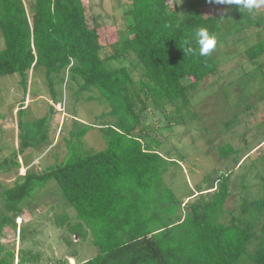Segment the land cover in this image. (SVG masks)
Masks as SVG:
<instances>
[{"label": "trees", "instance_id": "obj_1", "mask_svg": "<svg viewBox=\"0 0 264 264\" xmlns=\"http://www.w3.org/2000/svg\"><path fill=\"white\" fill-rule=\"evenodd\" d=\"M175 1L130 0L128 32L120 38L104 34L98 24L88 25L85 0H0V77L18 74L26 95L29 71L41 66L53 95V76L62 75L76 87L75 94L87 93V101L108 108L99 116L108 119L98 128L106 144L103 150L84 148L92 126L75 120L59 165L26 172L2 189L6 212L0 210V232L5 226L14 229L23 202L54 181L61 199L75 212L76 223L65 218L61 224L81 237L86 227L98 249L79 264H264V190L257 199L240 198L237 215L228 221L226 175L206 201L183 205L164 181L174 162L158 152L159 142L143 122L150 107L188 112L199 85L218 74L212 56L199 55L194 36L198 28L222 33V41L259 26V19L231 5L226 30L216 0H182V14L175 7L170 10ZM188 47L192 53L186 52ZM244 53L254 62L264 54V38ZM129 57L140 65L142 77L135 79L131 69L116 65ZM17 114L14 158L47 141L50 121V112L32 122L22 121L20 109ZM180 118L175 124L185 119ZM219 152L226 158L233 149L228 145ZM5 254L8 259L0 264H12L13 254Z\"/></svg>", "mask_w": 264, "mask_h": 264}, {"label": "rangeland", "instance_id": "obj_2", "mask_svg": "<svg viewBox=\"0 0 264 264\" xmlns=\"http://www.w3.org/2000/svg\"><path fill=\"white\" fill-rule=\"evenodd\" d=\"M85 4L90 27L98 24L104 34L126 37L130 0H85ZM173 7L180 14L186 11L182 0L170 4V10ZM230 10L231 5L219 4L218 13L225 29V17L228 18ZM247 12L259 19V26L227 35L222 41L218 37L222 33L217 35V45L211 56L218 65V74L199 85L190 99L189 111L179 115L169 111V107L164 112L150 107L143 118L151 137L159 142L158 152L174 162L169 163L164 181L180 203L206 201L207 195L212 196L216 191L218 180L227 176L230 191L225 203L227 221L237 215L240 198L254 200L264 190V54L249 62L244 53L246 48L264 38V5ZM95 15L97 19H93ZM3 47L0 34V50ZM116 65L131 69L135 79L142 77L141 67L132 57ZM53 82L54 95L48 87L45 69L38 66L28 73L25 95L18 74L0 77L2 213L6 212L1 194L3 188L11 187L26 172H42L65 159L66 141L75 120L92 126L83 139L87 151H101L106 147L98 129L108 121L99 118L108 111L106 104L87 101V93L75 94L76 87L69 85L62 75H54ZM183 84H188V80H183ZM19 109L23 112L22 121H35L48 112L50 121L47 141L14 158L19 145ZM180 116L185 119L175 124ZM228 145L233 149L232 154L220 158V147ZM4 160L7 163L4 164ZM58 191L56 183L51 181L23 202L15 228L5 226L0 232L3 246L0 260L8 259L7 251L13 254L9 260L12 264H79L98 252L88 241L71 234L66 224H61L65 218L68 224H73L75 212Z\"/></svg>", "mask_w": 264, "mask_h": 264}, {"label": "clouds", "instance_id": "obj_3", "mask_svg": "<svg viewBox=\"0 0 264 264\" xmlns=\"http://www.w3.org/2000/svg\"><path fill=\"white\" fill-rule=\"evenodd\" d=\"M217 3L236 5L239 8H244L250 12L256 8L264 5V0H216ZM195 41L199 47V55L203 57H208L211 55L213 50L217 45V36L214 33H211L207 28L200 27L196 30ZM187 53H192L193 49L188 47L186 49Z\"/></svg>", "mask_w": 264, "mask_h": 264}, {"label": "crops", "instance_id": "obj_4", "mask_svg": "<svg viewBox=\"0 0 264 264\" xmlns=\"http://www.w3.org/2000/svg\"><path fill=\"white\" fill-rule=\"evenodd\" d=\"M94 18H97V15H95ZM75 223H76V221H75ZM83 232L86 233L85 236H83V237H81L80 235H76V236H77L80 240H82V241H88L90 244H92V242H91V235H90L89 231L86 229V227H83V229H82V233H83ZM92 245H93V244H92ZM93 246H94V245H93ZM94 247H95V246H94ZM97 253H98V252H97ZM97 253H96V254H97ZM96 254H95V255H96ZM95 255H94V256H95ZM94 256H93V257H94ZM91 258H92V257H91ZM91 258H90V259H91Z\"/></svg>", "mask_w": 264, "mask_h": 264}]
</instances>
